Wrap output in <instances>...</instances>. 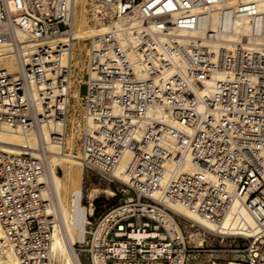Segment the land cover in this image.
<instances>
[{
	"label": "built area",
	"instance_id": "obj_1",
	"mask_svg": "<svg viewBox=\"0 0 264 264\" xmlns=\"http://www.w3.org/2000/svg\"><path fill=\"white\" fill-rule=\"evenodd\" d=\"M90 7L110 27L89 41L74 152L131 195L96 238L105 213H88L79 256L88 264H171L182 255L184 264L189 235L165 201L219 225L246 195L257 233L216 234L244 238L243 264H264V0H92ZM70 8L69 0H0V24L34 43L21 72L0 69V134L38 138L22 153L0 147L2 241L17 264H50L56 218L42 191V130L65 146ZM124 17L128 23L112 24ZM139 230L155 235H130Z\"/></svg>",
	"mask_w": 264,
	"mask_h": 264
},
{
	"label": "bare ground",
	"instance_id": "obj_2",
	"mask_svg": "<svg viewBox=\"0 0 264 264\" xmlns=\"http://www.w3.org/2000/svg\"><path fill=\"white\" fill-rule=\"evenodd\" d=\"M81 1L82 0H80V2ZM69 2L71 6L69 14L71 20V38L73 40H79L88 37L93 40L96 35L109 29L110 23H101L99 14L93 9L91 12V20L93 21V25L91 23L88 24L87 20H85L84 17H81L76 27L74 28L76 0H69ZM91 2L92 0H90V2L88 3H90L91 5ZM123 21H126L127 23L129 22L128 19L124 17L121 18V20L114 21L112 24L118 25ZM91 25L94 27L93 29ZM176 33L179 35H195V31L185 29H179L176 31ZM71 44L72 41L70 45ZM33 46L34 43L21 29L16 27L14 30L12 29V26L9 27L0 24V69H5L7 73L21 72L23 69V63L26 62L28 56H30ZM67 60L70 61V65L72 66V45L71 51L68 53ZM74 65L75 68L73 67L71 68V70H75L76 68H78L79 61H75ZM137 73L139 76L144 75L141 68H137ZM75 80L78 83L77 87L70 89L69 91L70 96L74 99L78 98V96L80 95L79 87L80 84L83 83V78L81 76H77L72 79L71 77L70 88L71 82H74ZM32 89L33 96H35V88L33 84ZM149 113L152 116H160L162 115L163 111L159 109H153ZM69 121L71 123V127L69 126L70 133L65 136V146L54 142H49L46 129L43 128L42 130L43 136L47 140L46 149L48 151L45 174L42 176L41 181L44 184L42 187V191L43 196L48 198L52 202L53 206L51 207V213H53L56 218L54 227L52 229L50 264H82L79 258L80 256L77 250H75V246L79 238L78 230L82 198L81 179L84 165L79 159V152L75 153L73 150V138L75 135L73 126L74 121L73 119ZM76 124L78 125L79 122H77ZM0 142V147H2L6 151L22 153L23 146H30L33 148L36 142H38V138L37 136L33 135L26 137L16 133L15 131H4L0 134ZM75 159L78 161H76ZM58 166L63 169V177L61 175L62 172L60 174L58 170ZM123 167L124 164L121 163L118 167V176L122 182H126L127 177L120 173L123 170ZM67 187H69L68 190ZM99 191L100 190L93 189L87 192V213L93 212L95 203L98 200ZM103 193L107 195L114 194V192L109 188L104 190ZM245 198L246 195H244L242 198H237L233 202L226 218L219 225H216L214 222L206 219L202 215L192 211L191 209L181 205L178 202L165 201V205L174 213H177L190 220L192 222V225L197 224L206 231L253 236L257 233L258 224L246 207V203L244 202ZM123 209L124 208L122 206L114 207L113 209L106 212L95 231L94 237L96 238L97 236H99L101 229L105 226L106 221L109 219V217L114 216L115 214H121ZM173 220L177 224L176 220ZM167 226H169V224ZM130 235L134 238L140 239L146 235L150 236L155 234L154 232L148 233L147 231L142 232L139 230L132 231ZM3 237L4 234L0 225V264H17L16 259L11 251L4 247L2 241ZM192 239H194L198 245L203 241V239L199 237V232L196 230L189 231V240ZM156 250L158 251L159 249L156 248ZM182 261L183 256L181 255L178 260L172 261L171 264H182ZM211 264L220 263L212 261ZM226 264L243 263L228 261Z\"/></svg>",
	"mask_w": 264,
	"mask_h": 264
},
{
	"label": "rangeland",
	"instance_id": "obj_3",
	"mask_svg": "<svg viewBox=\"0 0 264 264\" xmlns=\"http://www.w3.org/2000/svg\"><path fill=\"white\" fill-rule=\"evenodd\" d=\"M90 0H76L75 3V18H74V28L76 27L79 19L84 17L87 20L88 24L93 25V21L91 20V7ZM91 25V26H92ZM94 27L92 26V29ZM90 38H82L72 40V66L71 68H75V61H79V66L75 70H71L72 79L77 76H81L83 81L85 80V71L87 66V48L89 46ZM80 72V73H79ZM78 83L76 80L71 82V88H76ZM80 95L78 98L74 99L70 97L69 107H68V117H67V126H66V135L70 133L71 123L69 120L73 119L74 121V138H73V150L77 148L78 139L81 133L82 128V99L81 96L85 92V84H80ZM72 114V115H71ZM76 114V115H75ZM74 115V116H73ZM79 119V120H78ZM77 120V121H76ZM79 122L77 125L76 123ZM70 126V127H69ZM76 160V159H75ZM78 161V160H76ZM81 167V165H80ZM58 170L61 174L63 169L58 166ZM62 177L64 172H62ZM70 187V186H69ZM67 187V190L68 188ZM120 184L116 181L109 182L107 178L103 175L84 167L82 170V179H81V188H82V198H81V206H80V217H79V230H78V242H81L84 239V231L85 223L87 221V203L88 199L86 198V194L88 191L97 189L98 200L95 203L94 217L98 218L103 215L110 209L120 205L125 196L131 195L129 193H122L118 191ZM111 189L114 194L107 195L103 193L106 189ZM65 194V193H64ZM65 197V196H64ZM65 199V198H64ZM176 221L179 226L186 231V235H189L190 230H196L199 232V237L203 239L201 244H197L194 239L189 240L187 238V249L189 252L186 254L184 264H211L212 261H216L220 264H226L228 261L235 262H244L243 257V243L245 241L244 238L240 236H219L213 231H206L201 228L199 225L194 224L192 228H188L187 220L185 217L175 213ZM76 248H83L85 245L76 244ZM76 250V249H75ZM82 264H88V259L86 254H81L79 257Z\"/></svg>",
	"mask_w": 264,
	"mask_h": 264
}]
</instances>
